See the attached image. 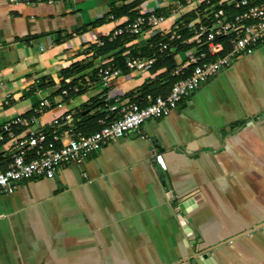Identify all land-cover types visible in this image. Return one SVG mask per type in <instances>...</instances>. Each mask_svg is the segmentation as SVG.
<instances>
[{
  "label": "crops",
  "instance_id": "0c3cea01",
  "mask_svg": "<svg viewBox=\"0 0 264 264\" xmlns=\"http://www.w3.org/2000/svg\"><path fill=\"white\" fill-rule=\"evenodd\" d=\"M172 4L0 0V126L33 114L43 98L52 103L38 115L46 128L70 112L88 134L118 116L164 68L119 66L120 74L103 79L99 66H115L118 50L127 55L128 46L147 44L166 25L144 28L120 48H99L130 14H169ZM195 4L182 15L195 10L203 18L210 3ZM180 54L178 62L187 55ZM77 63L85 67L64 73ZM74 79L73 88L63 86ZM140 130L60 166L53 177L0 191V264H264V41ZM7 154L0 143L2 164Z\"/></svg>",
  "mask_w": 264,
  "mask_h": 264
},
{
  "label": "built area",
  "instance_id": "2783aa9c",
  "mask_svg": "<svg viewBox=\"0 0 264 264\" xmlns=\"http://www.w3.org/2000/svg\"><path fill=\"white\" fill-rule=\"evenodd\" d=\"M13 3H53L59 0H11ZM210 0H173L169 14L157 11H142L133 20L116 26L113 36L119 34L136 35L144 28L163 26V35L169 41L180 39L185 23L178 24V17L186 8L196 7L197 2ZM224 2L210 3V9L197 25L192 27V36L182 39L193 43L185 50L186 56L174 69L179 78L168 94L148 95V101L129 102L118 111L119 115L101 120V126L91 133L78 130L70 112L54 117L50 127L39 124L38 115L52 103L43 98L31 115H19L0 126V143L8 149L7 162H0V191L11 193L20 181L34 177H53L57 169L70 162H81L92 152L100 149L108 141L125 136L132 131L140 132L143 122L163 117L174 109L179 101L190 96L204 81L218 71L228 67L241 53H251L264 41V1L227 0V4L241 9L235 14L222 6ZM176 16H178L176 18ZM206 18V19H205ZM169 41L162 43L161 49L175 50ZM155 56H130L126 64L131 70H142L151 66ZM103 79L122 72L119 66L103 65L98 68ZM68 93L66 88L61 90ZM8 98L10 94L6 95ZM62 106V102H58ZM118 108L112 106L111 110Z\"/></svg>",
  "mask_w": 264,
  "mask_h": 264
},
{
  "label": "trees",
  "instance_id": "16d2710c",
  "mask_svg": "<svg viewBox=\"0 0 264 264\" xmlns=\"http://www.w3.org/2000/svg\"><path fill=\"white\" fill-rule=\"evenodd\" d=\"M256 1L259 2L261 0H256ZM211 2L212 1H210L209 3ZM136 5H137L136 2L133 1L132 3H130V5H126L125 7L127 9L128 8L133 9ZM222 6L225 7L230 12V14H235L241 10L239 8H235L226 3H223ZM119 9L120 8L113 7L114 13L118 15ZM158 12L160 13L162 11H158ZM135 17H136V13L130 14L129 21L133 20ZM198 18L202 20V15H199V13L196 12L195 10H191L182 15V17L178 20V24L181 25L182 23H185L187 27L182 31V37L180 39L169 41L167 35L156 33L150 39V41L145 45L141 46V45L132 44L128 46L129 52L127 55L140 56V57L155 56L156 60L150 67L154 70L164 68V70L157 75V79L152 81L150 84H145V86L141 88V90L143 91L141 93V96H143V98L140 99V97H137V100L139 102H141L142 100H145L146 95L149 93L153 94L154 96L158 94L166 95L169 93L172 85L179 78L178 75L174 74V69L179 64L178 59H177L178 52L185 51L188 48L193 46V43H184L182 39L192 36V27L198 24V22L200 21V19ZM137 35L138 34L129 35L125 33V34L117 35L116 37H114L113 40L106 39L104 45L99 48L100 50L98 52L102 53V52H107L113 49L120 48L124 46L126 43H128L129 41H131ZM165 41H169L170 44H172L173 46H177L176 49L175 50H171L170 48L161 49L162 43ZM124 50H125V47L118 50V52L114 56L113 64L115 66H120L123 69H127L128 68L126 64L127 55L124 54ZM84 67L85 66L82 63H77L76 65L75 64L72 65L66 71L64 70V73L67 75L74 74L77 70L84 68ZM75 84H76V80L74 79L73 81H71V83H66V82L63 83V86L73 88ZM101 115L102 114H99V116ZM3 165L5 166L6 163Z\"/></svg>",
  "mask_w": 264,
  "mask_h": 264
},
{
  "label": "water",
  "instance_id": "95a60500",
  "mask_svg": "<svg viewBox=\"0 0 264 264\" xmlns=\"http://www.w3.org/2000/svg\"><path fill=\"white\" fill-rule=\"evenodd\" d=\"M189 206L192 204V200H188ZM179 211H181V208L178 209ZM182 211H184V209H182ZM179 217L181 218L182 223L187 224V222H189L190 219H187L186 217H184L183 213L180 212L179 213ZM189 232V231H188ZM192 231H190L189 233H191Z\"/></svg>",
  "mask_w": 264,
  "mask_h": 264
},
{
  "label": "rangeland",
  "instance_id": "374dc122",
  "mask_svg": "<svg viewBox=\"0 0 264 264\" xmlns=\"http://www.w3.org/2000/svg\"><path fill=\"white\" fill-rule=\"evenodd\" d=\"M181 53H182V54H180V56H181V57H184V55H185V51H182Z\"/></svg>",
  "mask_w": 264,
  "mask_h": 264
}]
</instances>
